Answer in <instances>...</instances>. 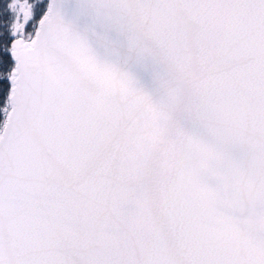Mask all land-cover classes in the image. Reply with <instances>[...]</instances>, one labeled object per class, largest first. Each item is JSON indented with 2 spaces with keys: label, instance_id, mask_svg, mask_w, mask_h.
Segmentation results:
<instances>
[{
  "label": "water",
  "instance_id": "obj_1",
  "mask_svg": "<svg viewBox=\"0 0 264 264\" xmlns=\"http://www.w3.org/2000/svg\"><path fill=\"white\" fill-rule=\"evenodd\" d=\"M11 45L0 264H264V0H50Z\"/></svg>",
  "mask_w": 264,
  "mask_h": 264
},
{
  "label": "rangeland",
  "instance_id": "obj_2",
  "mask_svg": "<svg viewBox=\"0 0 264 264\" xmlns=\"http://www.w3.org/2000/svg\"><path fill=\"white\" fill-rule=\"evenodd\" d=\"M50 0H0V135L11 109L12 41L31 42Z\"/></svg>",
  "mask_w": 264,
  "mask_h": 264
}]
</instances>
